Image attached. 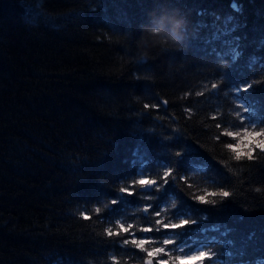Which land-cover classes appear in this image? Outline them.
Segmentation results:
<instances>
[{
	"label": "trees",
	"instance_id": "1",
	"mask_svg": "<svg viewBox=\"0 0 264 264\" xmlns=\"http://www.w3.org/2000/svg\"><path fill=\"white\" fill-rule=\"evenodd\" d=\"M261 80L264 0H0V264H144L123 245L132 235L174 239L173 257L181 246L264 264V156L235 161L221 135L238 105L264 127V83L232 91ZM167 166L175 181L159 190L118 191L139 175L162 184ZM220 187L230 197H206L216 205L191 199ZM161 208L195 223L141 232ZM117 219L133 228L105 237Z\"/></svg>",
	"mask_w": 264,
	"mask_h": 264
},
{
	"label": "snow or ice",
	"instance_id": "2",
	"mask_svg": "<svg viewBox=\"0 0 264 264\" xmlns=\"http://www.w3.org/2000/svg\"><path fill=\"white\" fill-rule=\"evenodd\" d=\"M221 79V78H220ZM222 83V79H221ZM217 83H212L211 88L209 90V94L211 95L213 92H217L219 89V86L221 85ZM264 83V80L258 81L256 83L248 82L245 84L240 85L239 89H233V92L237 91H248L253 85ZM225 96H227V93H224ZM189 93H185V97L189 96ZM195 95L197 97L204 96V92H196ZM166 103V102H165ZM162 105L160 104H154L151 105V107L156 108L160 107ZM149 107L148 105H145V108ZM242 108L243 110L240 111L239 109ZM188 112H191V109H187ZM247 108L238 105L237 110L234 112V115L239 118V123L234 124L233 126L237 129L236 131H230L228 129H224L223 133L221 135L232 137L235 139V144L228 143L225 144V147L230 149L233 152V159L235 161H242L244 159L252 162L256 161L258 158V154L264 156V127H259L261 124L247 122L246 121V115ZM212 119H218V117L213 116ZM248 124L251 125V127H245L244 125ZM221 123H217L215 127L217 129L221 128ZM221 135H217L216 139L220 140ZM175 155H180L179 152H176ZM164 172L162 177H160V180L163 182L162 184L160 181L156 179H150L145 175H139L138 179H132L129 181L128 186H121L118 188V191L121 193H126L128 195H132L136 192L137 186L138 188H144V187H154L157 190L162 188L164 185H166L169 180L175 181L174 178H172V174L174 172V167L167 166L164 167ZM180 179H184V177H180ZM259 191V189H257ZM217 196L219 195L222 198H229L230 192L224 190L223 187H220L217 192H208L207 189H205L204 195H193L192 200L200 203V204H207V205H216L217 200L215 199H207V196ZM146 199L151 200L152 197H146ZM110 203L115 204L116 201L112 200ZM107 207V205H104V208ZM175 207V205L173 206ZM151 208L150 204H144L143 211L148 212ZM162 211H165V209L161 208L158 211L151 212V215L154 217H158L155 219V225L157 227L153 228L151 226H146L140 229L141 232L144 233H150L153 231H161V230H175L178 228H183L186 225L195 223L192 219H187L180 217L178 220L174 222L172 218L168 219L167 222H165L163 219L159 218L161 217ZM94 212L96 214H100L102 212L101 207H95ZM80 216L83 217L85 220L91 219L89 215H87L84 211L80 212ZM115 225L119 229V231L113 230L111 226L105 227L103 230V235L107 238H113V237H120L122 234L129 233L130 230L133 228V225L131 223L127 224L125 226L120 219L115 220ZM155 241L151 239H139L136 237V235H132L131 239H123V245L128 246L131 245L135 249L139 250V252L146 253V256L144 258V264H153V261L156 260V264H169L170 261L178 262L181 259H192L194 261V264H203L205 260H210L215 253L212 251H208L205 249H201L196 252H190L189 256L181 257V256H171L168 252L166 246L173 245L175 243L174 239H168L165 238L161 241V246L159 247H145L146 245H151ZM181 252H185L183 248H179ZM161 257L160 259H156L157 257ZM163 256H168L169 259H163ZM114 264L116 261V258L113 256L111 257Z\"/></svg>",
	"mask_w": 264,
	"mask_h": 264
},
{
	"label": "clouds",
	"instance_id": "3",
	"mask_svg": "<svg viewBox=\"0 0 264 264\" xmlns=\"http://www.w3.org/2000/svg\"><path fill=\"white\" fill-rule=\"evenodd\" d=\"M183 24L182 18L173 17L168 28V35L174 42H180L183 38L181 26ZM152 34H160L163 29L162 20H153L149 26H145Z\"/></svg>",
	"mask_w": 264,
	"mask_h": 264
},
{
	"label": "rangeland",
	"instance_id": "4",
	"mask_svg": "<svg viewBox=\"0 0 264 264\" xmlns=\"http://www.w3.org/2000/svg\"><path fill=\"white\" fill-rule=\"evenodd\" d=\"M152 240V239H151ZM149 248H151V247H159V246H161V243H157L156 241L154 242V243H152L151 245H147ZM167 248V247H166ZM179 248H183L184 249V247H181V246H178L177 247V251L178 252H181L180 250H179ZM167 250H168V252L170 253V249H168L167 248ZM199 250H201V249H198V248H195L193 251H185V249H184V251L185 252H182L181 254H180V256L181 257H186V256H189L190 255V252H196V251H199ZM166 257H168V256H163L162 258L163 259H165ZM161 257H157V260L158 259H160ZM180 264H194V261L192 260V259H181L180 261H178ZM203 264H215L214 263V261H211V260H208V261H204L203 262Z\"/></svg>",
	"mask_w": 264,
	"mask_h": 264
},
{
	"label": "water",
	"instance_id": "5",
	"mask_svg": "<svg viewBox=\"0 0 264 264\" xmlns=\"http://www.w3.org/2000/svg\"><path fill=\"white\" fill-rule=\"evenodd\" d=\"M145 189H151V187H144V188H142V190H145Z\"/></svg>",
	"mask_w": 264,
	"mask_h": 264
}]
</instances>
